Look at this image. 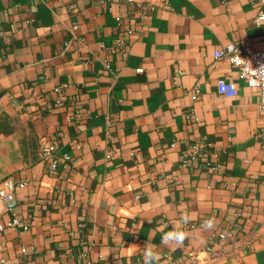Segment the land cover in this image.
<instances>
[{
	"label": "crops",
	"instance_id": "0c3cea01",
	"mask_svg": "<svg viewBox=\"0 0 264 264\" xmlns=\"http://www.w3.org/2000/svg\"><path fill=\"white\" fill-rule=\"evenodd\" d=\"M259 11L254 0H0V184L27 182L0 202V226L20 220L0 230V259L142 264L149 243L161 264H264L261 97L215 57L263 48ZM50 141L71 157L52 176L40 156ZM194 144L201 157L184 166ZM174 223L187 238L169 248Z\"/></svg>",
	"mask_w": 264,
	"mask_h": 264
},
{
	"label": "built area",
	"instance_id": "2783aa9c",
	"mask_svg": "<svg viewBox=\"0 0 264 264\" xmlns=\"http://www.w3.org/2000/svg\"><path fill=\"white\" fill-rule=\"evenodd\" d=\"M129 4H133L135 0H124ZM260 7V11L255 18V24L264 29V0H254ZM140 6L142 14H148L149 11L153 10V6ZM263 48L261 50H253L251 46L244 42L243 46H238L236 44H231L222 50H217L215 52L216 58H227L229 62L239 68L240 77L243 81L247 83V85L251 88H254L260 93V111L264 115V69L257 71V69L261 68V65H264V37L262 40ZM129 43L126 39H118L115 46L119 50H125L128 47ZM107 70H111V66L109 64L106 65ZM219 91L221 94L226 96H235L237 94V89L234 84H227L225 82H221L219 84ZM59 92H63V90H59ZM197 95H193V100H197ZM65 98L59 97L56 100V104L58 106H63ZM77 116L79 113L77 112ZM191 119L197 120L196 117L191 116ZM262 135L264 140V126L262 127ZM201 147L197 144H194L190 149L185 151V160L183 165L190 166L195 164L199 158L201 157ZM40 156L42 162L45 163L47 168L48 175H56L59 169L65 166L70 160L71 157L67 154L60 156L59 155V145L57 141L50 142H41L40 144ZM209 165V164H208ZM213 170H217L219 165H214ZM27 186V182H22L20 184H16L12 180H7L0 184V202H4L6 204H12L15 201V190L17 187L25 188ZM20 224V220L18 218H13L6 225L0 226V230H4L6 228H14L18 227ZM29 227L25 226L24 229L27 230ZM27 249H23V253L26 254ZM207 253H211L210 249L207 250ZM192 256H195L193 253ZM0 264H22L21 262H10L5 259H0Z\"/></svg>",
	"mask_w": 264,
	"mask_h": 264
},
{
	"label": "clouds",
	"instance_id": "9594fccd",
	"mask_svg": "<svg viewBox=\"0 0 264 264\" xmlns=\"http://www.w3.org/2000/svg\"><path fill=\"white\" fill-rule=\"evenodd\" d=\"M264 69V65H261L260 71ZM180 222L187 224L189 222V217L187 214H184L180 217ZM214 226L213 219H208L204 221L202 227L205 229H211ZM187 238L186 233L176 227V224H173L172 230L164 233L161 237L160 243L166 247H171L172 245L182 246L184 240ZM151 239V236H150ZM142 264H161L160 256L158 252L154 251L153 247L149 246L147 243L144 246V253L142 258Z\"/></svg>",
	"mask_w": 264,
	"mask_h": 264
}]
</instances>
